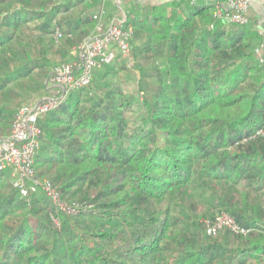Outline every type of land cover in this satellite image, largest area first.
Instances as JSON below:
<instances>
[{
    "label": "trees",
    "instance_id": "obj_1",
    "mask_svg": "<svg viewBox=\"0 0 264 264\" xmlns=\"http://www.w3.org/2000/svg\"><path fill=\"white\" fill-rule=\"evenodd\" d=\"M121 1L131 57L114 49L38 121V177L82 206L69 215L41 189L22 197L0 172V264H264L258 35L214 17L209 0ZM101 6L0 0V132L31 92H48L54 65L76 59ZM57 28L68 43L60 61L46 47ZM223 212L249 233L209 235L206 221Z\"/></svg>",
    "mask_w": 264,
    "mask_h": 264
},
{
    "label": "built area",
    "instance_id": "obj_2",
    "mask_svg": "<svg viewBox=\"0 0 264 264\" xmlns=\"http://www.w3.org/2000/svg\"><path fill=\"white\" fill-rule=\"evenodd\" d=\"M101 1L102 6L94 15L97 24L93 33L74 49L76 59L58 63L52 67L48 84L49 88L53 89V94L19 107L13 119L10 134L0 139V172L10 169L12 185L18 189L21 196L28 197L32 192L41 189L59 210L69 215L75 214L82 205L75 201L67 202L62 198L58 185L47 178L40 179L37 175L35 159L43 133L38 121L43 114L59 105L71 91L87 86L96 68L113 62L116 57L114 49H119L131 57L129 38L132 27H125V19H108L106 0ZM198 1L189 0L190 4ZM249 9L250 0H224L215 3L214 17L234 24L248 25L250 23ZM53 38L59 44L64 34L57 28ZM255 53L264 68V22L261 40L255 47ZM257 134H264V128ZM54 221L58 223L56 218ZM223 229L243 235L250 231L224 212L218 214L213 221H206V230L209 235H216Z\"/></svg>",
    "mask_w": 264,
    "mask_h": 264
},
{
    "label": "rangeland",
    "instance_id": "obj_3",
    "mask_svg": "<svg viewBox=\"0 0 264 264\" xmlns=\"http://www.w3.org/2000/svg\"><path fill=\"white\" fill-rule=\"evenodd\" d=\"M109 2H111L110 4V6L108 5V10H110V16L108 17V19H117V20H122V19H125L126 20V18H125V13H124V9H122V10H117V9H115V7H114V5L116 6H118V7H121V8H123V7H125V8H127L128 6L125 4V2H122L121 0H108ZM126 5V6H125ZM112 6V7H111ZM169 6H167V8H168ZM170 8V7H169ZM168 10V12L170 11L169 9H167ZM49 42H47V45L48 46H46L47 47V49H48V54H49V56L54 60V61H60V60H62V57H61V55L58 53V50L60 49V48H62V47H67L68 46V43H67V39H65L62 43H60V44H56L55 43V45L52 43V42H50L49 44H48ZM73 55V54H72ZM76 55V54H75ZM116 62H118V60H115ZM130 63L131 64H134V61H133V59L131 58L130 59ZM133 70V69H132ZM120 77V76H119ZM130 85H129V87H130V90H132V91H135L136 89H137V84H136V79H135V77L133 76V74L131 75V80H130V83H129ZM50 87V85H48V92L45 94L44 92H41V91H37V92H35V91H33V92H31V94H29V93H27V94H25V95H28L29 94V96H27L28 98L24 101V102H27V103H31V102H34V101H37V100H40V99H43L44 97H47V96H50V95H52L53 94V89H51V88H49ZM131 118H133L132 116H131ZM7 136V134H6V132L5 131H3V132H0V139H3V138H5ZM40 179H44V178H46V177H39ZM67 201V200H66ZM67 202H74V201H67ZM76 202V201H75ZM76 203H78V204H81L80 203V201L79 202H76ZM88 204V203H87ZM201 210L202 209H200V211L197 213V215H200L201 214ZM202 212H203V210H202Z\"/></svg>",
    "mask_w": 264,
    "mask_h": 264
},
{
    "label": "crops",
    "instance_id": "obj_4",
    "mask_svg": "<svg viewBox=\"0 0 264 264\" xmlns=\"http://www.w3.org/2000/svg\"><path fill=\"white\" fill-rule=\"evenodd\" d=\"M141 5H170L177 0H135ZM211 2H223L224 0H209ZM122 10V8H120ZM250 23L248 28L258 35V43L261 40L262 24L264 22V0H250V9L248 12Z\"/></svg>",
    "mask_w": 264,
    "mask_h": 264
}]
</instances>
